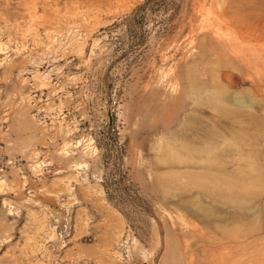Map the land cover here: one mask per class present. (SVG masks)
I'll use <instances>...</instances> for the list:
<instances>
[{
  "label": "rangeland",
  "instance_id": "1",
  "mask_svg": "<svg viewBox=\"0 0 264 264\" xmlns=\"http://www.w3.org/2000/svg\"><path fill=\"white\" fill-rule=\"evenodd\" d=\"M0 264H264V0H0Z\"/></svg>",
  "mask_w": 264,
  "mask_h": 264
},
{
  "label": "bare ground",
  "instance_id": "2",
  "mask_svg": "<svg viewBox=\"0 0 264 264\" xmlns=\"http://www.w3.org/2000/svg\"><path fill=\"white\" fill-rule=\"evenodd\" d=\"M222 8V7H221ZM222 10V9H221ZM220 12V11H219Z\"/></svg>",
  "mask_w": 264,
  "mask_h": 264
}]
</instances>
